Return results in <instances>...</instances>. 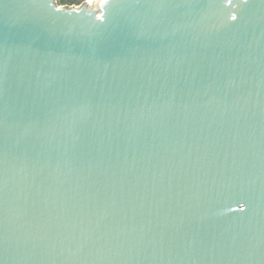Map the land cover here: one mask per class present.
I'll list each match as a JSON object with an SVG mask.
<instances>
[{"label": "water", "instance_id": "water-1", "mask_svg": "<svg viewBox=\"0 0 264 264\" xmlns=\"http://www.w3.org/2000/svg\"><path fill=\"white\" fill-rule=\"evenodd\" d=\"M92 5L0 0V264H264V0Z\"/></svg>", "mask_w": 264, "mask_h": 264}, {"label": "trees", "instance_id": "trees-1", "mask_svg": "<svg viewBox=\"0 0 264 264\" xmlns=\"http://www.w3.org/2000/svg\"><path fill=\"white\" fill-rule=\"evenodd\" d=\"M84 0H60L61 5L81 4Z\"/></svg>", "mask_w": 264, "mask_h": 264}, {"label": "rangeland", "instance_id": "rangeland-1", "mask_svg": "<svg viewBox=\"0 0 264 264\" xmlns=\"http://www.w3.org/2000/svg\"><path fill=\"white\" fill-rule=\"evenodd\" d=\"M85 1H87V0H84L83 2H85ZM83 2H82V3H83ZM55 3H56V5L59 6V7H63V6H65V7H73V6H76V7H77V6L80 5V4H76V5H75V4H73V5H61V4H60V0H55ZM92 6H93V5H92Z\"/></svg>", "mask_w": 264, "mask_h": 264}, {"label": "bare ground", "instance_id": "bare-ground-1", "mask_svg": "<svg viewBox=\"0 0 264 264\" xmlns=\"http://www.w3.org/2000/svg\"><path fill=\"white\" fill-rule=\"evenodd\" d=\"M95 0H87V4L92 5L94 4Z\"/></svg>", "mask_w": 264, "mask_h": 264}]
</instances>
